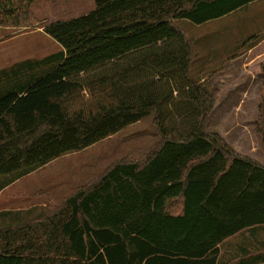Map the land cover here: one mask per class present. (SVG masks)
Returning a JSON list of instances; mask_svg holds the SVG:
<instances>
[{"label": "trees", "instance_id": "16d2710c", "mask_svg": "<svg viewBox=\"0 0 264 264\" xmlns=\"http://www.w3.org/2000/svg\"><path fill=\"white\" fill-rule=\"evenodd\" d=\"M34 1L0 0V28L32 24ZM255 1L94 0L88 14L43 27L61 51L42 60L52 66L41 76L0 95V177L25 176L146 117L160 141L48 213L0 230V264H215L222 241L264 225V166L207 133L218 92L212 74L202 83L189 77L193 47L176 25ZM259 40L243 41L232 58ZM258 99L254 134L264 154V84ZM184 103L193 113L188 132L164 119V105Z\"/></svg>", "mask_w": 264, "mask_h": 264}, {"label": "rangeland", "instance_id": "374dc122", "mask_svg": "<svg viewBox=\"0 0 264 264\" xmlns=\"http://www.w3.org/2000/svg\"><path fill=\"white\" fill-rule=\"evenodd\" d=\"M94 7V0H35L30 7V12L34 18L32 24L20 28H0V76L3 75V70L8 69L6 74L8 78L6 80L3 78L4 80L0 83V85L4 84L0 88V94L7 90L8 86L21 85L25 81L39 76L52 65L49 61H41L39 64L37 62L39 59L55 55L60 50L59 45L43 33L44 26L58 21L79 18L91 12ZM176 25L186 33L192 43V61L194 60V62H191L189 77L195 79L199 73L204 76L205 80L209 74H212L210 78L212 82V78L218 73V71L212 72V69L222 65L227 58L234 57L237 47L243 41L252 36L261 38L263 35L264 0L252 2L226 16L201 25H195L187 20H178ZM175 46L174 43L168 47L174 49ZM195 58H197L196 61ZM22 60L27 62L19 65ZM199 61L202 62L203 70L197 65ZM261 66H255L253 70L260 73L259 68ZM112 68L113 66L109 65L95 73H107ZM96 74L83 76L81 79L86 81L94 78L93 76ZM213 88L215 89L214 85ZM174 98L184 99V96L180 94ZM163 110L165 121L183 132L189 131L193 113L192 107L188 103H184L178 108L164 105ZM254 115L255 113H248L247 121L252 120ZM213 121L214 117L211 122L208 121L207 133H211ZM159 141L160 139L152 125V118L146 117L83 151L69 153V156L57 160L53 168L44 174L51 176L58 174L57 177H59V173H63V180H58L63 182V186L53 187L50 192L43 189L34 191L41 188V181L37 184L28 181L23 188L14 187L12 189L16 192L26 190V192L30 191L29 193H31L26 195L29 196L26 200L11 203L13 209L17 206L26 208L33 203H39L40 200L35 201V198L44 200L46 206L40 209L28 208L26 211L20 210L9 214V225L5 228L19 226L48 213L54 205L59 204L77 189L100 176L111 164L122 159L139 160L153 151ZM260 154L264 156L262 151ZM67 181L69 184H66ZM65 188H67L66 192L63 190ZM240 233L261 237L264 236V226L247 228ZM233 244L236 246L237 240L230 242V245Z\"/></svg>", "mask_w": 264, "mask_h": 264}, {"label": "crops", "instance_id": "0c3cea01", "mask_svg": "<svg viewBox=\"0 0 264 264\" xmlns=\"http://www.w3.org/2000/svg\"><path fill=\"white\" fill-rule=\"evenodd\" d=\"M60 51L61 48L57 53ZM232 57L233 56L227 58L222 65L216 69H212V72L218 71L212 78V83L218 92V97L209 117L210 122L214 117L211 133L219 135L236 154L247 157L264 166V156L260 154L261 151L254 134L259 103L258 93L264 84V76L253 70L255 66H264V33L257 43L235 58ZM44 59L45 58L37 60L38 64ZM196 60L197 58H195V61ZM26 62V60H22L19 63L24 64ZM193 62L194 60L192 63ZM197 65L203 70L201 61H199ZM50 67L45 70H48ZM43 72L41 74H43ZM41 74L39 76H41ZM3 77L0 79V83L4 80ZM81 77L83 76H80V78ZM196 77L195 79L191 78V80L198 83L204 81V76H201L199 73ZM25 82L22 85H24ZM3 85L2 83L0 88L3 87ZM8 89L9 86L7 87V90ZM248 109H250V111H248ZM248 113H255L253 119L250 121H247ZM66 156L69 155L66 154L22 177H17L16 175L0 177V230L9 225V214L20 210L26 211L28 208L40 209L46 206L44 200L35 198V201L40 200L38 201L39 203H33V205L26 208L24 206H17L13 209L11 203L20 202V200L23 199L26 200L27 197H29L26 195L31 193H29L30 191L26 192V190L16 192L12 189L14 187L18 189L23 188L28 181L35 184L41 181V188L34 191L43 189L50 192V189L52 190L53 187L63 186V182L58 181L62 179L63 173H59V177H57L58 174L55 175L56 177L44 174L53 168L57 160ZM66 184H69V182L67 181ZM63 190L66 192L67 188ZM232 240H234V242L237 240L236 246L235 244L230 245ZM217 248L218 254L215 264H264V236H247L238 232L222 241Z\"/></svg>", "mask_w": 264, "mask_h": 264}]
</instances>
